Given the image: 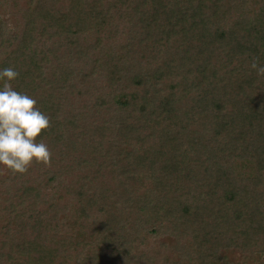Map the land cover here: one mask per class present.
<instances>
[{
    "label": "trees",
    "instance_id": "1",
    "mask_svg": "<svg viewBox=\"0 0 264 264\" xmlns=\"http://www.w3.org/2000/svg\"><path fill=\"white\" fill-rule=\"evenodd\" d=\"M8 2L52 159L0 165V264H264V0Z\"/></svg>",
    "mask_w": 264,
    "mask_h": 264
},
{
    "label": "clouds",
    "instance_id": "2",
    "mask_svg": "<svg viewBox=\"0 0 264 264\" xmlns=\"http://www.w3.org/2000/svg\"><path fill=\"white\" fill-rule=\"evenodd\" d=\"M250 67L258 75H264V64L257 59H253ZM18 76L12 67L0 69V165L23 174L34 161L51 164L48 145L36 139L51 126V118L36 107L34 97L12 87L10 82Z\"/></svg>",
    "mask_w": 264,
    "mask_h": 264
},
{
    "label": "rangeland",
    "instance_id": "3",
    "mask_svg": "<svg viewBox=\"0 0 264 264\" xmlns=\"http://www.w3.org/2000/svg\"><path fill=\"white\" fill-rule=\"evenodd\" d=\"M9 2H10V0H9ZM8 2V3H9ZM9 7H7L6 9H8ZM183 244L187 247V248H189V249H191V248H193L194 250L196 249V245L195 244H190L189 242H183ZM175 250V249H174ZM197 252V251H196ZM176 258L177 259H181V258H183V259H185V256H183L182 257V253L180 254L179 252H178V250H176ZM187 259V258H186ZM214 258H211V257H209L208 258V262H207V264H222L220 261H218V260H213ZM238 259H239V255L236 257V260L238 261Z\"/></svg>",
    "mask_w": 264,
    "mask_h": 264
}]
</instances>
